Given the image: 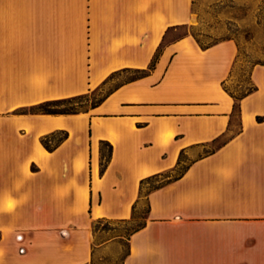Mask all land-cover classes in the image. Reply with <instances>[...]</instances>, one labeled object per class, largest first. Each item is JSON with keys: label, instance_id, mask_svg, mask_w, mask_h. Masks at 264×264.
Listing matches in <instances>:
<instances>
[{"label": "crops", "instance_id": "crops-1", "mask_svg": "<svg viewBox=\"0 0 264 264\" xmlns=\"http://www.w3.org/2000/svg\"><path fill=\"white\" fill-rule=\"evenodd\" d=\"M195 21L191 0H0V264H92L111 247L93 224L129 222L140 181L180 158L184 173L144 199L123 264H264V66L233 113L236 43L166 42ZM159 48L149 74L87 112L28 110L147 69Z\"/></svg>", "mask_w": 264, "mask_h": 264}, {"label": "rangeland", "instance_id": "rangeland-1", "mask_svg": "<svg viewBox=\"0 0 264 264\" xmlns=\"http://www.w3.org/2000/svg\"><path fill=\"white\" fill-rule=\"evenodd\" d=\"M196 19L191 28H182L171 33L166 42L190 35L202 46L220 41L233 40L238 48L239 60L232 80L227 87L234 91L239 85L246 86L248 70L253 63H264V0H191ZM135 75L131 72L116 75L104 86L88 93L77 103L80 110H88L110 90ZM170 173L168 176H174ZM157 179V181H161ZM154 181L145 187L144 193L155 186ZM146 202L142 200L135 219L128 225L101 221L96 226V243L109 240L111 247L104 256L96 255L92 264H123L127 252V241L123 236L143 222ZM121 236V237H120Z\"/></svg>", "mask_w": 264, "mask_h": 264}, {"label": "trees", "instance_id": "trees-1", "mask_svg": "<svg viewBox=\"0 0 264 264\" xmlns=\"http://www.w3.org/2000/svg\"><path fill=\"white\" fill-rule=\"evenodd\" d=\"M196 42L198 43V45L201 48H206L205 46L200 45V43L198 41H196ZM160 52H161V48H159L157 50L156 54L154 55L150 65L147 67V69H144V70H129V69L121 70L119 72L112 74L110 76V78L108 79V81L110 79H112L113 77H115L116 75L123 74V73H129V72L133 73L135 76L133 78L127 80V81H134V80L143 78L144 76L149 74L154 69V66L158 60ZM238 60H239V53L237 56L236 64L238 63ZM256 65L264 66V63H253V64H251V66L248 70L247 82H246L245 87H242L241 85H239L236 90L232 91L227 87V85L223 86L224 90L229 94V96L234 101L233 113H237L239 115L240 114V102H241V100L256 90V87L251 84L250 79H249V74L251 72V69ZM109 92L105 96H103V98H101L100 100H98L97 102L92 104L90 108H93V107L97 106L98 104H100V102L109 94ZM86 96H87V94L74 96V97H70V98H65V99L45 101V102L39 103L38 105L30 107L28 110L31 113H38V114H44V115L80 114V113L87 112V110H80V108L77 107V103L79 100L84 99ZM262 120H263V118L257 117L258 122H262ZM60 135H61L60 137H58L57 139H53V140L50 139L51 138L50 136H44L41 138L40 143L47 151H53L61 142H63L67 138V134L65 132H61ZM103 149L105 151H103ZM101 150H102V152H101L100 170H101V172H103L106 165L110 161V157H111V153H112V147L108 143L102 142L101 143ZM181 162H182V160L180 158V160L178 161L177 167L174 168L171 172H166V173L154 175V176L148 177V178L140 181L139 200L147 199V196L150 192L157 190V189L161 188L162 186H164L165 184L179 178L184 173V171L186 170V166L181 165ZM170 173H176V174L174 176H168V174H170ZM161 178H162L161 181H157V179H161ZM154 181L157 184L155 186L150 187L147 190V192L144 193L145 187L149 186L150 183H152ZM135 213H136V210H135V206H134L133 212H132V219L129 222H124L123 224H126V225L130 224L135 219ZM144 215H145V217H144L143 222L141 224H139L138 226H136L135 228L130 230L128 235L123 236V237L120 236V237L125 238V240L128 241L132 234H134L135 232L140 230L142 227H144L145 219L148 215V204H147V202H146V211H145ZM101 221L102 220L97 221L93 224L92 228H93L94 232H96V229H97L96 226ZM128 254H129V250H128V243H127L126 256Z\"/></svg>", "mask_w": 264, "mask_h": 264}, {"label": "clouds", "instance_id": "clouds-1", "mask_svg": "<svg viewBox=\"0 0 264 264\" xmlns=\"http://www.w3.org/2000/svg\"><path fill=\"white\" fill-rule=\"evenodd\" d=\"M6 207H7L8 210H10L13 207V205H12L11 202H9Z\"/></svg>", "mask_w": 264, "mask_h": 264}]
</instances>
